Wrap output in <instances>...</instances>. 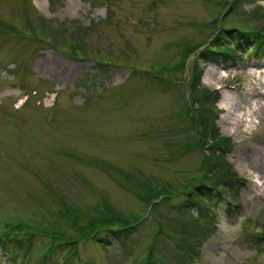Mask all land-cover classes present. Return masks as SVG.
Instances as JSON below:
<instances>
[{
    "label": "rangeland",
    "instance_id": "374dc122",
    "mask_svg": "<svg viewBox=\"0 0 264 264\" xmlns=\"http://www.w3.org/2000/svg\"><path fill=\"white\" fill-rule=\"evenodd\" d=\"M231 2L0 0V264H264V0ZM228 29L260 37L189 94L192 61ZM214 95L242 184L184 257L198 213L180 206L213 142L194 109ZM126 227L122 242L106 232Z\"/></svg>",
    "mask_w": 264,
    "mask_h": 264
},
{
    "label": "trees",
    "instance_id": "16d2710c",
    "mask_svg": "<svg viewBox=\"0 0 264 264\" xmlns=\"http://www.w3.org/2000/svg\"><path fill=\"white\" fill-rule=\"evenodd\" d=\"M238 1L242 2L243 0H232L230 7ZM221 32L222 30L216 32L208 41L207 45L200 50L198 53L200 61L193 60L191 63L190 76L187 81V87L189 94L191 93V95L198 88L203 71L208 64L217 63L218 59L225 61L226 59L234 60L235 58H238V54L235 52L238 45L244 44L248 41V39H252L254 42L260 37V34L255 32H241L233 29L224 30V34H221ZM227 38L232 41L231 47L223 45L227 42ZM252 50L256 52L258 48L252 47ZM208 94L209 93L206 90H202L201 95L198 96L197 99L193 98L191 100V98H189V100L195 104L201 100L199 104H203V102L208 99ZM217 101L218 97L214 95L210 98V103L199 106L200 109L198 111L194 109L196 116L198 117L200 132L202 134L208 132L213 142H209L206 147L210 155L205 154L203 157V173L200 181L195 186L193 185L191 190L185 193L186 200L183 203L184 205L180 206L181 210L184 212H186L185 209L187 208L188 211L195 209L198 213V216L194 219V223L192 222L189 225H182V229L177 237V245H182L179 248L183 251L180 252V255L184 257L194 254V251H196V249L200 247L207 237L211 235L213 229L211 223L208 228L205 226L204 228H199L197 225H200L204 219H212L214 216L212 214V207H214L213 203H215L216 200L219 201L220 199L226 200L227 205L232 202L237 203L235 202L237 188L242 184L235 172L223 160L224 156L229 153V139L226 137H218L217 130L214 127L215 119L213 120L214 111H212V109H214ZM199 143L201 146H204L207 142ZM210 192H214V196H212V198L210 196ZM207 196L211 199H206ZM211 203L213 205H211ZM207 210L211 213L210 216L208 215ZM228 210L229 208H226V211ZM260 229L261 231L256 234V237L262 239L264 237V226L260 227ZM129 230L130 227H126L124 229H107L106 232L112 239L121 241L127 236V232ZM99 241H104L107 245H109L107 240ZM247 242L249 247H251L250 244H252V240ZM0 249L2 252L6 250V244L4 242L0 241ZM142 264L155 263L151 262L149 255L146 254Z\"/></svg>",
    "mask_w": 264,
    "mask_h": 264
},
{
    "label": "bare ground",
    "instance_id": "6f19581e",
    "mask_svg": "<svg viewBox=\"0 0 264 264\" xmlns=\"http://www.w3.org/2000/svg\"><path fill=\"white\" fill-rule=\"evenodd\" d=\"M258 73H260V72H258ZM220 76H221V77H225L224 73H220ZM227 99H228V98H227V96L225 95V97H224V101L227 102ZM241 118H242V116L239 115V116L237 117L236 120L239 122V120H240Z\"/></svg>",
    "mask_w": 264,
    "mask_h": 264
}]
</instances>
